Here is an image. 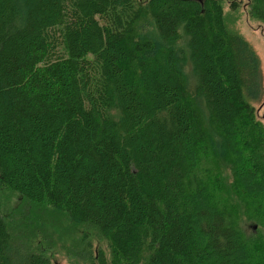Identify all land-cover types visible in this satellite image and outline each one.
Masks as SVG:
<instances>
[{
	"label": "trees",
	"instance_id": "obj_1",
	"mask_svg": "<svg viewBox=\"0 0 264 264\" xmlns=\"http://www.w3.org/2000/svg\"><path fill=\"white\" fill-rule=\"evenodd\" d=\"M223 3L264 24V0H0V181L102 237L111 260L88 243L85 264H256L199 175L197 109L264 198L238 143L259 63ZM11 239L0 213V264H51Z\"/></svg>",
	"mask_w": 264,
	"mask_h": 264
},
{
	"label": "rangeland",
	"instance_id": "obj_2",
	"mask_svg": "<svg viewBox=\"0 0 264 264\" xmlns=\"http://www.w3.org/2000/svg\"><path fill=\"white\" fill-rule=\"evenodd\" d=\"M222 7L228 33L245 41L259 63L260 90L249 97L253 121L246 117L240 123L238 143L245 163L264 178V24L249 17L245 3L235 12L230 11L226 3ZM142 24V32L152 35L150 22ZM197 110L210 143V152L203 159L199 175L208 185L215 203L232 213V220L241 231L254 262L264 264V217L260 215L264 213V198L254 203L244 196L235 182L231 156L218 150V134L208 129L204 111ZM0 213L8 226L11 247L15 251L39 250L51 264H85L79 255L89 243L94 252L101 250L106 259L111 260L107 242L94 231L71 224L64 215L48 206L28 202L2 186L1 181Z\"/></svg>",
	"mask_w": 264,
	"mask_h": 264
}]
</instances>
